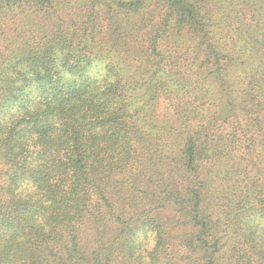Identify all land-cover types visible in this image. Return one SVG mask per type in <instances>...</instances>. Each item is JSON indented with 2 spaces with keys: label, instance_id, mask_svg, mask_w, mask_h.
Masks as SVG:
<instances>
[{
  "label": "trees",
  "instance_id": "trees-1",
  "mask_svg": "<svg viewBox=\"0 0 264 264\" xmlns=\"http://www.w3.org/2000/svg\"><path fill=\"white\" fill-rule=\"evenodd\" d=\"M0 264H264V0H0Z\"/></svg>",
  "mask_w": 264,
  "mask_h": 264
}]
</instances>
